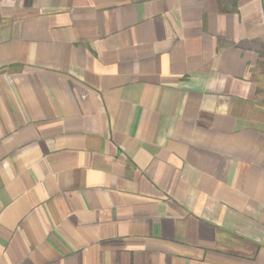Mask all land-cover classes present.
Wrapping results in <instances>:
<instances>
[{"label":"crops","instance_id":"1","mask_svg":"<svg viewBox=\"0 0 264 264\" xmlns=\"http://www.w3.org/2000/svg\"><path fill=\"white\" fill-rule=\"evenodd\" d=\"M0 264H264V0H0Z\"/></svg>","mask_w":264,"mask_h":264}]
</instances>
